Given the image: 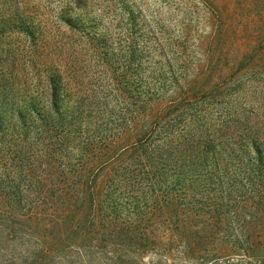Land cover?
Returning a JSON list of instances; mask_svg holds the SVG:
<instances>
[{
    "label": "rangeland",
    "instance_id": "1",
    "mask_svg": "<svg viewBox=\"0 0 264 264\" xmlns=\"http://www.w3.org/2000/svg\"><path fill=\"white\" fill-rule=\"evenodd\" d=\"M82 166L83 201L0 229V264H264V0H0L6 201Z\"/></svg>",
    "mask_w": 264,
    "mask_h": 264
},
{
    "label": "trees",
    "instance_id": "2",
    "mask_svg": "<svg viewBox=\"0 0 264 264\" xmlns=\"http://www.w3.org/2000/svg\"><path fill=\"white\" fill-rule=\"evenodd\" d=\"M50 90L51 96L49 110L51 115L46 117L45 120H41L42 123L40 129V134L46 135L47 138L51 137L50 133L54 132L55 129L63 135L65 132L63 130L66 126L65 119L59 118L60 112L58 111L57 88L53 86L50 87ZM144 142L142 141L138 143L139 147L144 148ZM92 157V155L86 156L87 159L84 164L85 168L93 165L96 161V158ZM57 165L58 162L56 163L54 160L51 162L48 159L45 168L51 169L54 166L57 167ZM81 165L83 164L81 163ZM94 165H96V163ZM77 169L78 170H70L69 173H67V178H69L65 179L64 174L61 176L59 174L57 175L58 170H55L54 168L55 178L58 177V179L54 184H50V182L47 181V177L44 176L47 173L41 171L40 174L37 173L35 168L27 167V169L23 171L24 175L26 177L37 176L40 180L38 181L39 185H37V187L32 188V185L25 187V189L27 188V190L32 191L34 194L37 193V201L32 203V205H24L22 201L16 203L6 201L5 188L0 186V229H4L9 233L12 232V234H18V231L16 230H20L21 226L19 223H24V221L18 220V217L36 222L37 229L41 227L43 230H49L59 226L61 221L65 218L64 212L71 206L77 207V203H73V200L79 198L82 202L84 199L85 190L82 182V172L86 169H84L83 166ZM12 172L16 173L17 170ZM5 173H7V171H4V174ZM74 180L77 181L74 182ZM69 189L71 191H69ZM51 193L55 195V199L54 196L53 198L52 196L49 197Z\"/></svg>",
    "mask_w": 264,
    "mask_h": 264
}]
</instances>
